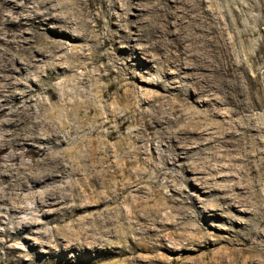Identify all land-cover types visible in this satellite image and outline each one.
Returning <instances> with one entry per match:
<instances>
[{
    "label": "bare ground",
    "instance_id": "obj_1",
    "mask_svg": "<svg viewBox=\"0 0 264 264\" xmlns=\"http://www.w3.org/2000/svg\"><path fill=\"white\" fill-rule=\"evenodd\" d=\"M24 2L32 6L0 0V264H63L59 256L66 260L64 264H80L83 252L92 253L90 262L119 257L125 253V231L152 242L151 251L157 257L158 252L169 251L173 256L170 264L206 251L208 255L201 256L196 264H264V111L255 113L259 103H244L243 92L218 87L229 83L226 76L231 70V53L222 40L217 10L212 8L204 14L199 0H157L164 10L158 5L153 10L154 21L167 24L171 30L167 32L171 41L160 49L175 55L169 64L179 62L176 57L182 54L191 59L188 66L177 65L179 72H171L168 66L164 77L172 78L173 87L164 88L166 96L156 95V102L172 100L180 79L191 76L202 91L225 98L220 103L210 94L202 97L190 91L175 106L174 114H181L177 123L187 120L194 126L189 128L187 122L173 133L184 143L176 145L172 153L156 157L174 173L190 168L196 173L202 169L205 174L219 175L212 178L215 182L208 179L201 184L218 191L216 201L220 202L212 204L217 212L197 221L191 213L200 197L190 195L175 208L182 217H175L167 225L160 209L148 207L150 211L142 210L137 215L142 192L136 185L125 184L129 166L150 155L144 138L162 127L159 115L151 113L141 126L143 136L138 140L128 136L130 145L136 148L138 143L143 149L136 151L132 147L136 151L132 161L118 150L105 147L115 132L104 139L94 137L107 121L88 124L85 118L90 107L77 99L87 95L89 82L87 77L82 78L86 74L80 73L89 67L83 60L85 49L80 43L96 37L88 14L81 9L84 0H59L60 7H54L55 0ZM19 8L22 12L13 17ZM27 11L33 15H27ZM151 33L163 36L161 28H152ZM108 43L113 48L108 57L124 65L130 76L128 58L122 55L130 47L119 48L113 39L104 44ZM66 48L71 54L64 52ZM183 69L189 73L182 74ZM64 76H70L74 84L61 87L58 81ZM214 79L217 87L210 86ZM129 80L161 88V83L140 74ZM46 84L49 99L41 101L38 95ZM192 102L208 109L196 110L190 107ZM79 109L85 112L73 113ZM71 113L83 136L67 145L65 131L69 129ZM202 118L209 122L199 121ZM68 132L70 135L71 130ZM185 158L191 163L184 164ZM128 196L136 202L129 203L130 208L124 211L119 203ZM75 217V224L62 227ZM186 217L184 224L181 221ZM205 230L207 237H200ZM217 230L228 236L211 242ZM177 244L182 247L175 249ZM220 244L228 248L214 252ZM69 253L75 255L74 261ZM153 258L145 263L165 264Z\"/></svg>",
    "mask_w": 264,
    "mask_h": 264
},
{
    "label": "rangeland",
    "instance_id": "obj_2",
    "mask_svg": "<svg viewBox=\"0 0 264 264\" xmlns=\"http://www.w3.org/2000/svg\"><path fill=\"white\" fill-rule=\"evenodd\" d=\"M11 1L22 5L27 4L24 0ZM199 1L202 4L204 14L210 12L212 8L217 10L220 20L218 27L222 31V40L229 45L231 53V70L229 75L226 76L229 83L226 84L225 82L220 86L218 85V87L225 89L224 91L243 92L245 94L244 103L251 105L256 102L259 103L255 113L264 111V0ZM84 2L85 4L82 5L81 9L88 14V21L92 28L95 29L96 37L93 41L88 39L86 43H80L85 49L86 56H84L83 60L89 65L88 69L80 70V73L86 74L82 78L87 77L89 82L87 84V95L77 99L83 102L86 107H90L86 112L87 116L85 118L88 124L92 126L94 124L100 125L103 120L107 121V126L93 136L104 139L105 135L115 132L113 137L107 141L105 147L109 146L118 150V154L125 157L128 156L127 160L132 161L135 152L143 149L140 148L138 143L136 148L130 145L131 140L128 136L135 140H138L139 136H143L141 126L146 120H149L153 111L157 112L163 124L161 128H156L144 138L150 155L142 156V160L136 161L135 164L130 165L128 168L125 184L136 185L141 190V197H143L139 200L143 209L139 208L141 211L137 210L136 214L141 215L143 213L142 210L160 209L164 223L170 225L175 217H182L175 210V208L180 207V201L190 195H194L200 197V203L193 209L194 211L192 210V216L197 221H200L204 216L209 218L210 216L208 215L217 212L214 210L215 205L213 206L212 204L215 203L219 192L210 191L201 183H205V180L209 182L210 179L217 178L219 175L205 174L206 172L202 169H199L200 172L196 173L190 168L186 171L174 173L172 169L163 167L156 156L160 153H172L176 145L184 143V139L181 137L175 139L173 133L184 128L187 122L189 128L194 126L192 121L187 120L177 123L176 119L181 114H174L175 106L181 104L183 95L190 91L202 97L210 94L220 103L225 98L216 92L214 94L213 92L202 91L197 79L191 76L180 79L177 84L178 89L174 92L175 96L172 97V100L163 98L156 102V95L166 96L164 88L172 86V78L164 77V72L169 68L168 66L170 65L171 72H179L177 65L188 66L191 64V59L182 54L180 57H176L179 62L171 65L169 62L175 55L169 51L160 52L161 47L167 46L172 37L167 35V32L171 31L167 24L155 22L153 19L155 6L158 5L161 10H164L163 5H159L157 0H84ZM58 3L59 0H55L53 2L54 7H60ZM27 5L32 6V4ZM70 8L74 9L73 6ZM14 12L17 13L13 17H17L22 12V9L19 8L18 11L14 10ZM26 14L33 15L31 11H27ZM152 28H161L163 36H154L151 33ZM176 29L179 32L181 30L180 26H177ZM110 39L117 41L116 46L119 48L126 45L130 47L125 49L122 54L128 58L130 76L143 75L149 81L161 83V88L147 82H132L129 80L130 76L126 75V67L122 64L113 63L112 58L108 57V54L113 52V48L109 43H104ZM180 40L181 37H179ZM64 52L71 54L70 48H66ZM219 63H221L220 58ZM188 73L187 70H182V74ZM171 76L173 77L172 74ZM215 80H211L210 84L212 85L210 86L217 87ZM58 84L67 88L74 82L70 76H64L58 81ZM47 87V84L42 86V92L38 95L41 101L49 99V96L45 94ZM196 95L194 96L196 97ZM190 107L199 111L208 109L203 108L199 104L197 105V102H192ZM224 108H227V106ZM183 111L185 112V108ZM83 112L85 111L79 109V111L73 113L82 114ZM199 121L209 122L206 118H202ZM78 127L79 124L71 113L69 115V129L65 131L67 145H71L82 138L83 133L78 130ZM70 130L71 133L69 135L68 131ZM182 162L186 165L191 163L186 158L182 159ZM135 176L137 179H135ZM212 181L215 182V179ZM128 197L119 203L124 211H128L130 204L136 202L133 197ZM216 202L219 203L220 201ZM31 204L32 202H28V205ZM225 214L230 215L227 212ZM25 217V215L21 216V218ZM76 218L67 221L62 227L68 228L75 224L77 222ZM186 220H188L187 217L183 218L181 222L185 224ZM220 226L229 227L225 223H220ZM52 227L50 226L49 229H52ZM178 227L176 226V228ZM214 235L215 238H211V242L228 236L226 232L220 230L214 231ZM204 236L207 237L206 230L200 234V237ZM122 240L125 250L123 255L110 257L99 262H90L93 259L92 253L83 252L80 264H146L151 257H155L165 264H170L169 259H173L169 251H160L157 257L151 251L152 242H149L143 236L133 235L125 231ZM170 241L174 243L173 239H170ZM173 243H168V245L173 247ZM179 247L181 248L182 246L177 244L175 249H180ZM222 248H228V246L220 244L214 252ZM204 254L208 255V252L193 255L191 259L189 258L190 260H182L177 264H196L201 261V256ZM69 255H71L70 259L72 261L76 259L74 254L69 253ZM58 259L63 264L66 263L62 256H59Z\"/></svg>",
    "mask_w": 264,
    "mask_h": 264
}]
</instances>
